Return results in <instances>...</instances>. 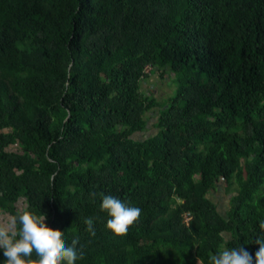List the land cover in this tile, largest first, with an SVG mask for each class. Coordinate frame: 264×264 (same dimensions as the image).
<instances>
[{"label":"trees","instance_id":"1","mask_svg":"<svg viewBox=\"0 0 264 264\" xmlns=\"http://www.w3.org/2000/svg\"><path fill=\"white\" fill-rule=\"evenodd\" d=\"M154 71L172 76L162 101L143 89ZM222 181L225 215L208 196ZM101 193L141 209L126 233ZM26 207L79 237L76 264H212L241 244L255 264L264 0H0V214Z\"/></svg>","mask_w":264,"mask_h":264},{"label":"clouds","instance_id":"2","mask_svg":"<svg viewBox=\"0 0 264 264\" xmlns=\"http://www.w3.org/2000/svg\"><path fill=\"white\" fill-rule=\"evenodd\" d=\"M99 195L100 209L107 213L106 228L117 235L126 233L138 219L141 209L117 196ZM184 220L188 224L189 214L184 215ZM45 221L43 212L26 207L10 217L7 224L0 223V253L6 258L2 264H76L85 255L82 246L77 247L79 237L66 243L60 234L47 230ZM85 224L89 235L94 236L96 228L93 218H85ZM256 243L259 249L255 253V264H264V238L257 237ZM211 261L212 264H253V256L242 244L223 246L211 256Z\"/></svg>","mask_w":264,"mask_h":264},{"label":"rangeland","instance_id":"3","mask_svg":"<svg viewBox=\"0 0 264 264\" xmlns=\"http://www.w3.org/2000/svg\"><path fill=\"white\" fill-rule=\"evenodd\" d=\"M173 87L174 85L172 84V76L164 75L163 77H161L159 71L152 72L150 77L147 79V82L143 85V89L151 91L154 97L159 101H162L164 98L170 95L171 92H173ZM151 122H153V120H150L149 125H151ZM153 131L154 129L150 127L149 130L145 133L146 136L148 134H151ZM141 136V133L136 134V137ZM233 195L234 193L232 192V190L227 189L226 184L222 181L221 183L216 185V188H214L208 196L210 200L216 204L219 212L222 215H225L229 208L230 199ZM3 216L4 215L0 214V223L7 224L10 218L8 217V219L5 220Z\"/></svg>","mask_w":264,"mask_h":264},{"label":"built area","instance_id":"4","mask_svg":"<svg viewBox=\"0 0 264 264\" xmlns=\"http://www.w3.org/2000/svg\"><path fill=\"white\" fill-rule=\"evenodd\" d=\"M186 220H188V218Z\"/></svg>","mask_w":264,"mask_h":264}]
</instances>
